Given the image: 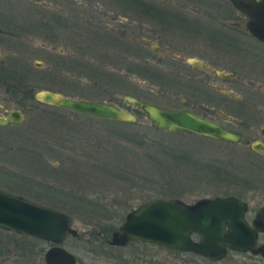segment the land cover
I'll use <instances>...</instances> for the list:
<instances>
[{
	"label": "rangeland",
	"instance_id": "1",
	"mask_svg": "<svg viewBox=\"0 0 264 264\" xmlns=\"http://www.w3.org/2000/svg\"><path fill=\"white\" fill-rule=\"evenodd\" d=\"M105 1L0 0V17L11 23L2 27L11 34L6 43L0 41V61H4L5 69L15 63L24 65L25 69L18 70L26 72L28 95L47 90L63 96L107 100L122 105L136 117L134 122L124 123L82 116L37 103L32 97L23 101L12 86L7 96L0 98V106L7 110L18 108L24 113V120L19 125L0 128L1 131L9 133L12 144L42 147L44 158L59 162V167L49 172L57 175L50 177L49 186L41 179L37 182L26 173L34 172L36 167L28 168L29 161L25 159L29 156L23 151L13 159L21 160L19 164L24 168L0 171L1 182L68 213L78 236L67 237L62 246L87 264H102V249L103 264L259 262L256 255L246 252L230 251L219 262L210 263L192 254L170 252L142 242L128 243L124 248L110 247L112 233L125 215L141 203L156 198L195 201L234 194L236 187L232 183H244L246 174L259 173V169L247 153L248 146L197 134L160 132L150 125L144 113L123 103L121 98L127 95L169 105L170 90L165 84L152 85L128 68L145 59L151 61L149 50L141 48L140 40L163 48L176 46L174 41L182 46L183 37L163 35L157 29L145 30L148 24L143 20L141 24L134 22V14L118 7L116 0ZM153 1L157 5H181L185 15L200 11L196 0ZM53 15L60 16V27ZM69 21L72 29H67ZM93 22L103 29L93 26ZM233 48L248 57V51L254 52L257 47L249 38H238ZM152 86L159 92L153 93ZM174 105L179 106L176 102ZM5 141L3 137L0 140ZM251 194L243 196L249 198ZM252 200L254 208L262 204L260 195ZM0 240L10 242L8 249L0 248V264H46L47 242L6 232H0ZM4 250L9 251L4 254Z\"/></svg>",
	"mask_w": 264,
	"mask_h": 264
},
{
	"label": "flooded vegetation",
	"instance_id": "2",
	"mask_svg": "<svg viewBox=\"0 0 264 264\" xmlns=\"http://www.w3.org/2000/svg\"><path fill=\"white\" fill-rule=\"evenodd\" d=\"M108 1L113 2L114 0ZM116 1L118 2V4L116 3L118 7L125 8L127 11L134 14L132 17V19L134 18V22L140 24L146 22L148 26L144 28L145 30L156 32L157 29L159 33L163 32V35H166V33L169 35L174 33L175 36L177 34L180 35V37H183V40L181 41L182 46L180 45V42L174 41L173 44L176 43V46H166L163 48L158 47L155 44L149 45L141 40L139 41L142 42L141 48H147L149 50L148 52H150L151 61H146V59L142 60L140 61L141 64L131 66L128 69L132 73H135L147 80L150 84H165V86L169 88L167 90H170L167 94L169 98V105H160L156 104V102L142 99L139 100L172 110L190 111L194 115L211 121L221 126L226 131L234 134L237 137V140L227 141L210 137L206 138L218 140L228 144H242L243 146L245 145L249 147L247 153L252 157V159H255L254 163L257 164L259 173L251 171L248 175H245L246 179L244 183H232L233 187H236V192L234 194L207 198L203 197L201 199L215 197L236 198L239 204L245 207L243 219L246 225L255 232V246H264V152L257 149V147H264V43L259 41L250 32L248 27V22L250 20L249 15L237 9L232 3V0H226L225 3L220 2L221 0H196L198 2L196 7H199L200 11L192 10V12H198L197 15L182 14L180 10L181 5H178L179 7H177L176 4L168 6L157 5L159 3L153 0ZM255 1L259 2L260 0ZM103 2L106 1L103 0ZM53 18L56 25L60 27V16L53 15ZM62 25H65L64 21ZM93 26H95L94 22ZM95 27L101 28L99 26ZM69 28H73V26L70 25V21L67 24V29ZM84 29L85 27L83 26V30ZM85 33L87 34V32ZM0 35L1 37H5L4 40L1 39L0 41L6 43L9 40L10 34L9 36L5 33H1ZM180 37L177 38L180 39ZM238 38L251 39L257 47L255 48L256 50L254 52L248 51L250 53V56L248 57L237 54L233 45L236 44V40ZM124 46L126 47L125 44ZM75 57L76 56H73V58ZM72 61L75 62L73 59ZM3 67L4 61H0V98H4L6 93L9 92L10 87L13 86V88L20 92L23 101L28 97H32V99H34L37 103L39 102L40 104L52 105L36 98V94L39 91L28 95L30 90L28 88V84L26 83V72H20L18 70L25 69L24 65L17 66L15 63L12 66H9L10 69H5ZM101 76L103 77V73H101ZM23 86L25 87V90ZM152 92H159V89L154 87ZM124 97L125 96L121 98L123 103H126V105L133 108V110L144 113L141 109L134 107L125 101ZM78 99L84 98L78 97ZM99 101L111 102L107 100ZM173 102L174 104L176 102L179 106L177 107L173 104ZM115 104L124 109L122 105H119L116 102ZM55 107L59 108L58 106ZM191 107H193V109ZM1 108L0 117L5 118L7 122L0 124V128L16 126L24 120V113L18 108L14 107L9 110L6 109L7 107ZM26 108H28V105H25V109ZM12 112H18L21 114L22 120L20 123H16L13 119L9 118ZM70 112L82 116H88L74 111ZM198 112H200V114H198ZM91 118L100 119L96 117ZM121 122L125 123V121ZM1 136L4 140L7 139V141L0 142V171L7 169L19 171L20 169H23L24 166L19 164L21 160L16 158V160H14L13 157L18 154H23V151H25L29 156L25 159L29 161L28 168H32L34 166L36 167L34 172L26 171V173L30 174L31 177H34L37 182L41 179L42 182H46L48 184L50 177H57V175L50 174L49 172H55V170L59 167V162L49 161L48 158L45 159L42 147L31 148V146L34 145L12 144L9 142V133L2 132L0 129V140H2ZM43 171L45 172V175L43 174ZM48 188L51 189V187ZM241 188H243V190H241ZM0 190L23 197L37 204L50 207L39 202L38 198H35L32 194L11 189L2 183L1 180ZM247 193H252L249 198H245L243 196V194ZM255 195H260L262 202V204L257 208H254V204H252V198ZM169 198L179 199L186 204H193L197 200H200L186 201L180 197ZM0 232L15 234L24 239L43 241L35 237L19 235L2 229H0ZM191 237L193 240H197L199 238L196 233H193ZM132 242L141 241H129L123 246H112L110 244V247L124 248L128 243ZM47 243L49 244L48 248L53 246V244L49 242ZM9 245V241L0 240V248L6 247L8 249ZM165 249L179 254H192L194 256L201 257L210 263L219 262L212 261L193 252L178 251L169 248ZM8 251L9 250H4L2 253L6 254ZM101 251L102 254H100L99 257L103 264V249ZM230 251L233 250H228L227 254ZM256 256L260 260L255 264H264V257L260 254H257ZM74 257V264H87L81 259H78L77 256L74 255Z\"/></svg>",
	"mask_w": 264,
	"mask_h": 264
},
{
	"label": "water",
	"instance_id": "3",
	"mask_svg": "<svg viewBox=\"0 0 264 264\" xmlns=\"http://www.w3.org/2000/svg\"><path fill=\"white\" fill-rule=\"evenodd\" d=\"M41 1V0H33ZM234 6L248 14L250 32L264 43V0H232ZM41 64L39 62L36 65ZM36 98L80 114L114 121H135L131 112L113 102L85 100L40 91ZM124 100L141 109L150 125L160 132L181 131L227 141L237 137L221 126L187 110H172L125 96ZM20 123L21 114L9 116ZM0 117V124L6 123ZM264 152V147H257ZM245 207L234 197H215L186 204L176 198L153 199L128 212L112 233L109 243L122 246L129 241L147 242L178 251H188L212 261L223 259L227 250L250 252L264 257V246H255V232L243 219ZM0 229L32 236L54 244L44 255L46 264H74L73 254L60 244L67 235L78 236L67 213L46 207L0 190ZM196 233L199 238L193 240Z\"/></svg>",
	"mask_w": 264,
	"mask_h": 264
},
{
	"label": "trees",
	"instance_id": "4",
	"mask_svg": "<svg viewBox=\"0 0 264 264\" xmlns=\"http://www.w3.org/2000/svg\"><path fill=\"white\" fill-rule=\"evenodd\" d=\"M0 24H3V25L0 26V34L1 33H5V34H7V36H9V34H11V32L7 30L8 28L7 29H3V28L4 27L6 28L7 25H11V23L4 21L3 18L0 17ZM1 39L4 40L5 37H1V35H0V40Z\"/></svg>",
	"mask_w": 264,
	"mask_h": 264
}]
</instances>
